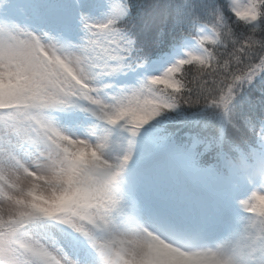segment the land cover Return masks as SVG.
I'll use <instances>...</instances> for the list:
<instances>
[{"label":"snow or ice","instance_id":"1","mask_svg":"<svg viewBox=\"0 0 264 264\" xmlns=\"http://www.w3.org/2000/svg\"><path fill=\"white\" fill-rule=\"evenodd\" d=\"M0 264H264V0H0Z\"/></svg>","mask_w":264,"mask_h":264}]
</instances>
